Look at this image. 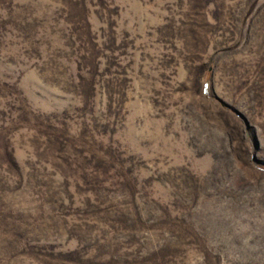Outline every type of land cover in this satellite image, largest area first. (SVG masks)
I'll return each mask as SVG.
<instances>
[{
	"label": "rangeland",
	"instance_id": "374dc122",
	"mask_svg": "<svg viewBox=\"0 0 264 264\" xmlns=\"http://www.w3.org/2000/svg\"><path fill=\"white\" fill-rule=\"evenodd\" d=\"M0 264H264V0H0Z\"/></svg>",
	"mask_w": 264,
	"mask_h": 264
}]
</instances>
